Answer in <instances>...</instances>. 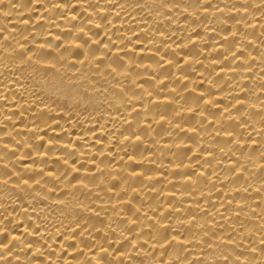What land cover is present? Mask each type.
Segmentation results:
<instances>
[{"label":"bare ground","instance_id":"bare-ground-1","mask_svg":"<svg viewBox=\"0 0 264 264\" xmlns=\"http://www.w3.org/2000/svg\"><path fill=\"white\" fill-rule=\"evenodd\" d=\"M0 264H264V0H0Z\"/></svg>","mask_w":264,"mask_h":264}]
</instances>
